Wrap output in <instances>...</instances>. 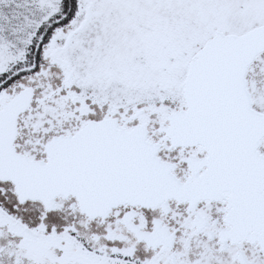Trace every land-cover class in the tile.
I'll return each instance as SVG.
<instances>
[{"label": "snow or ice", "instance_id": "1", "mask_svg": "<svg viewBox=\"0 0 264 264\" xmlns=\"http://www.w3.org/2000/svg\"><path fill=\"white\" fill-rule=\"evenodd\" d=\"M0 264H264V0H0Z\"/></svg>", "mask_w": 264, "mask_h": 264}]
</instances>
